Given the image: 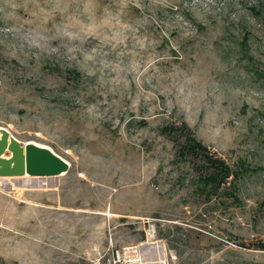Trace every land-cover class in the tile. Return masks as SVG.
<instances>
[{
	"label": "rangeland",
	"instance_id": "374dc122",
	"mask_svg": "<svg viewBox=\"0 0 264 264\" xmlns=\"http://www.w3.org/2000/svg\"><path fill=\"white\" fill-rule=\"evenodd\" d=\"M0 127L69 164L0 176V264H264V0H0Z\"/></svg>",
	"mask_w": 264,
	"mask_h": 264
},
{
	"label": "trees",
	"instance_id": "16d2710c",
	"mask_svg": "<svg viewBox=\"0 0 264 264\" xmlns=\"http://www.w3.org/2000/svg\"><path fill=\"white\" fill-rule=\"evenodd\" d=\"M161 131L176 140L182 139L178 148V155L181 158L196 159L203 163L199 166L203 171L199 172L196 185V190L200 195L209 197L212 194H217V191L223 188L225 189L224 195L231 199L230 203H240L236 182L244 173L251 170L249 165L242 160L230 165L215 156L207 150L205 145L196 140L184 122L180 125H165Z\"/></svg>",
	"mask_w": 264,
	"mask_h": 264
},
{
	"label": "water",
	"instance_id": "95a60500",
	"mask_svg": "<svg viewBox=\"0 0 264 264\" xmlns=\"http://www.w3.org/2000/svg\"><path fill=\"white\" fill-rule=\"evenodd\" d=\"M68 167V162L49 147L34 142L21 144L0 127V176H59Z\"/></svg>",
	"mask_w": 264,
	"mask_h": 264
},
{
	"label": "built area",
	"instance_id": "2783aa9c",
	"mask_svg": "<svg viewBox=\"0 0 264 264\" xmlns=\"http://www.w3.org/2000/svg\"><path fill=\"white\" fill-rule=\"evenodd\" d=\"M145 238H146V240H150V242L155 241L154 233L151 232V231H149V230L145 233ZM132 255H133V258L131 259V261H129V262H131L130 264H142V261L139 259V257H138V252H137L136 250H134V251L132 252ZM115 257H116V258L113 259L112 264H126V263L121 259V255L119 254V252H117V253L115 254Z\"/></svg>",
	"mask_w": 264,
	"mask_h": 264
},
{
	"label": "bare ground",
	"instance_id": "6f19581e",
	"mask_svg": "<svg viewBox=\"0 0 264 264\" xmlns=\"http://www.w3.org/2000/svg\"><path fill=\"white\" fill-rule=\"evenodd\" d=\"M2 178H0V180H1ZM139 257V256H138ZM142 264H143V261H142Z\"/></svg>",
	"mask_w": 264,
	"mask_h": 264
}]
</instances>
